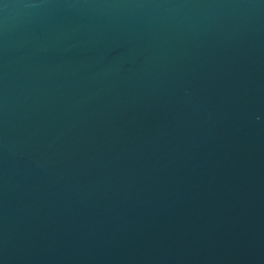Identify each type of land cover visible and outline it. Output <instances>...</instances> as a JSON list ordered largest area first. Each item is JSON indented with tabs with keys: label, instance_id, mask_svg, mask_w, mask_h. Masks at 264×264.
<instances>
[{
	"label": "water",
	"instance_id": "water-1",
	"mask_svg": "<svg viewBox=\"0 0 264 264\" xmlns=\"http://www.w3.org/2000/svg\"><path fill=\"white\" fill-rule=\"evenodd\" d=\"M0 264H264V0H0Z\"/></svg>",
	"mask_w": 264,
	"mask_h": 264
}]
</instances>
